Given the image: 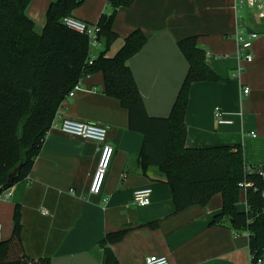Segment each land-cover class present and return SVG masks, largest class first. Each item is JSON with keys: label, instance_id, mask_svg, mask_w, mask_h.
Returning <instances> with one entry per match:
<instances>
[{"label": "crops", "instance_id": "1", "mask_svg": "<svg viewBox=\"0 0 264 264\" xmlns=\"http://www.w3.org/2000/svg\"><path fill=\"white\" fill-rule=\"evenodd\" d=\"M53 1H31L26 14L35 30L44 27ZM110 12L108 0H83L70 17L96 25ZM112 28L118 39L107 58L134 30L147 39L127 64L147 115L155 118L168 117L188 70L177 43L196 37L207 65L221 81L190 85L186 147L240 144L246 166L264 168V13L255 4L238 9L235 0H135L128 8L117 9ZM239 30L258 35L250 63L237 57ZM102 50L103 45L90 55L97 57ZM243 88L249 89L247 95ZM216 108L232 120L231 125L217 124ZM61 119L107 129L106 142L114 153L97 196H89L88 190L98 146L62 134L57 127ZM142 142L141 134L128 129L127 111L103 93L101 73L82 78L59 108L29 176L10 188L8 200H0L1 240L10 238L14 208L19 205L24 254L49 258L50 264H102L99 243L106 234L122 230L126 231L122 241L110 246L118 264H145L149 256L165 257L169 264H250L248 233L234 232L225 221L212 224L221 212V195H214L204 207L176 212L161 172L140 166ZM143 188L151 190L150 203L138 207L133 193ZM236 207L246 210L244 190Z\"/></svg>", "mask_w": 264, "mask_h": 264}, {"label": "trees", "instance_id": "2", "mask_svg": "<svg viewBox=\"0 0 264 264\" xmlns=\"http://www.w3.org/2000/svg\"><path fill=\"white\" fill-rule=\"evenodd\" d=\"M31 1L0 0V189L8 182L11 188L29 176L34 158L67 95L82 78L99 72L103 93L127 111L128 129L142 135L141 168L155 167L161 172L171 191L174 210L204 207L214 195H221V212L213 217L212 224L225 221L234 232L248 233L249 252L254 258L261 257L264 176L258 171L264 168L246 166L240 144L198 148L185 145L190 85L221 81L207 65L205 53L197 47V38L187 37L177 43L188 70L168 117H149L127 64L146 44L144 34L132 31L113 57L105 56L118 39L112 28L115 12L128 8L135 0H108L111 12L102 14L96 24L103 50L91 65L87 36L62 23L83 0L53 1L39 33L26 14ZM243 184L247 187H240ZM243 190L246 210L239 211L236 206ZM21 232L20 206L16 205L12 234L0 242V264H50L49 258L31 259L24 254ZM125 234L122 230L105 235L99 243L102 264H118L110 246L122 241Z\"/></svg>", "mask_w": 264, "mask_h": 264}, {"label": "built area", "instance_id": "3", "mask_svg": "<svg viewBox=\"0 0 264 264\" xmlns=\"http://www.w3.org/2000/svg\"><path fill=\"white\" fill-rule=\"evenodd\" d=\"M236 7L239 9L241 6L255 4L261 14L264 13V0H235ZM62 23L71 31L78 34L87 36L89 41L90 52L92 50H97L102 46L101 38L99 36L100 29L97 25H88L84 22L78 21L72 17H64ZM257 34L254 32L245 34L242 30H239L235 36L237 44V57L244 60L247 63H250L252 58L250 55V50L252 47L253 41L257 38ZM95 57L90 55V60L88 64H92V60ZM76 89V88H75ZM74 89V90H75ZM73 91H71L67 97L73 96ZM249 92L248 88H243L242 94L247 95ZM214 117L218 125H231L232 120L226 117V114L223 113L219 108L214 110ZM58 130L70 137L90 140L95 142L98 146V162L96 170L92 176L88 195L97 196L101 193L104 180L109 169L112 156L114 153L113 148L107 144V129L101 125L85 123L72 119H61L58 121ZM251 137H255L254 133L249 134ZM260 169V168H259ZM250 171V169H248ZM259 175L264 176V171H258ZM242 188H246L247 185H240ZM72 193V192H71ZM151 190L148 188L138 189L133 193L134 204L138 207H145L150 203ZM11 196L10 189L2 192L0 194V200H8ZM46 214V212H43ZM0 235V242H1ZM249 262L250 264H264V251L261 257L254 258V255L249 252ZM145 264H169L168 260L165 257L149 256L145 259Z\"/></svg>", "mask_w": 264, "mask_h": 264}, {"label": "water", "instance_id": "4", "mask_svg": "<svg viewBox=\"0 0 264 264\" xmlns=\"http://www.w3.org/2000/svg\"><path fill=\"white\" fill-rule=\"evenodd\" d=\"M15 174H16V172H14V173L12 174V176H11V178H10L9 181H11V180L14 178ZM10 185H11V183L8 182V184H7L4 188H1V189H0V193L6 191V190H8V189H10Z\"/></svg>", "mask_w": 264, "mask_h": 264}, {"label": "rangeland", "instance_id": "5", "mask_svg": "<svg viewBox=\"0 0 264 264\" xmlns=\"http://www.w3.org/2000/svg\"><path fill=\"white\" fill-rule=\"evenodd\" d=\"M38 33H39V30H38V28H37V30H36Z\"/></svg>", "mask_w": 264, "mask_h": 264}]
</instances>
